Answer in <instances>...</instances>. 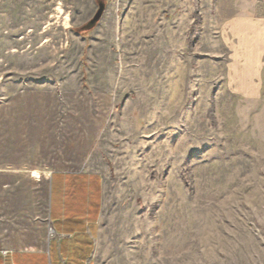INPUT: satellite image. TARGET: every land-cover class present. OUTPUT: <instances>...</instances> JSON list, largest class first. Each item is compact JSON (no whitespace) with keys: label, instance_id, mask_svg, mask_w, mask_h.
Wrapping results in <instances>:
<instances>
[{"label":"rangeland","instance_id":"374dc122","mask_svg":"<svg viewBox=\"0 0 264 264\" xmlns=\"http://www.w3.org/2000/svg\"><path fill=\"white\" fill-rule=\"evenodd\" d=\"M242 13L264 0H0V249L40 247L49 174L83 170L92 264H264V85L223 80Z\"/></svg>","mask_w":264,"mask_h":264},{"label":"crops","instance_id":"0c3cea01","mask_svg":"<svg viewBox=\"0 0 264 264\" xmlns=\"http://www.w3.org/2000/svg\"><path fill=\"white\" fill-rule=\"evenodd\" d=\"M228 49L225 87L256 99L264 85V15L242 13L223 23ZM98 174L53 171L48 177V234L40 247L0 249V264H92L102 211Z\"/></svg>","mask_w":264,"mask_h":264},{"label":"water","instance_id":"95a60500","mask_svg":"<svg viewBox=\"0 0 264 264\" xmlns=\"http://www.w3.org/2000/svg\"><path fill=\"white\" fill-rule=\"evenodd\" d=\"M104 10V3L99 1L98 2V8L96 10V12L94 13V15L92 16V18L84 25L82 26V28H90L92 27L101 17L102 13Z\"/></svg>","mask_w":264,"mask_h":264}]
</instances>
